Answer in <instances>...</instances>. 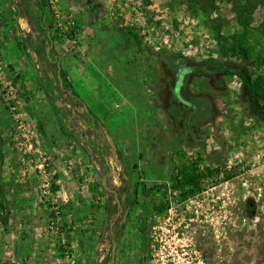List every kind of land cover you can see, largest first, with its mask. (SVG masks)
Listing matches in <instances>:
<instances>
[{"label":"rangeland","instance_id":"1","mask_svg":"<svg viewBox=\"0 0 264 264\" xmlns=\"http://www.w3.org/2000/svg\"><path fill=\"white\" fill-rule=\"evenodd\" d=\"M20 5V0H0V138L11 209L7 223L0 221V264L12 259L6 248L18 235L23 244L49 248L36 255L41 264H52L43 257L52 251L64 260L54 264H109L111 248L104 244L110 237L104 231L116 202L104 189V178L122 197L132 196L139 184L115 264H149V251L140 248L139 223L150 227L171 203L185 210L190 202L208 216L205 244L211 260L264 264V124L251 115L237 78H223L216 87L200 74L188 76L182 89L184 99L199 109L189 122L196 108L177 104L175 86L173 107L164 106L157 82L160 61L154 55L161 54L177 81L174 56L194 64L244 65L220 51L243 37L251 56L245 68L264 73V0H47L50 54L56 60L44 67L47 41ZM245 7L243 27L239 12ZM220 36L229 42L220 45ZM59 63L84 103L64 90L57 102L62 112L51 107L43 90L45 75H58ZM169 113L182 124L178 130ZM97 150L108 159L107 168ZM199 158L201 171L221 173H208L201 191L182 198L172 181L184 164ZM240 163L249 170L228 179L226 171ZM41 166L52 185L47 193ZM68 181L85 187L72 207L65 201L69 187L62 189ZM54 201L62 212L55 226ZM163 204L167 208L159 212ZM33 224L41 226V236L31 238Z\"/></svg>","mask_w":264,"mask_h":264},{"label":"trees","instance_id":"2","mask_svg":"<svg viewBox=\"0 0 264 264\" xmlns=\"http://www.w3.org/2000/svg\"><path fill=\"white\" fill-rule=\"evenodd\" d=\"M21 5L18 6L19 9H25V14L35 30L40 34L41 37H44L47 42H50V45L52 44V38L48 36L49 28L46 26V8H47V0H20ZM38 8V10H37ZM248 12V7L243 8L242 11H240L239 15V22L241 25L248 24L247 21L242 17L243 13ZM21 14L20 12H17V16L19 17ZM247 27V26H245ZM129 35L133 37L136 40V43L141 42V38L138 33L136 32H130ZM221 43L225 42L228 43L229 39L223 38L220 36L218 38V42ZM26 45V44H25ZM47 45V44H46ZM27 47V46H26ZM33 51H36V48H32ZM220 51L223 57H229L230 55L239 57V59L242 61V63L245 65L246 62H251V56L249 55V50L246 48L244 43V38L240 37L239 39L235 40V43L230 45L227 44L226 46H220ZM155 58L160 61V71L158 70L157 75V82L161 86V90L164 91V106L166 107H173V104H171V89L173 86H176L177 81H175L173 78H175L174 72H171V69L169 68L168 63L164 58H162L161 54H154ZM231 57V56H230ZM176 60L183 59L181 55L174 56ZM52 59V60H51ZM56 58L53 57L52 54H50V57L47 55V50L45 49L41 53V62L43 63V67L45 64H49L51 62H55ZM244 65H230L227 63H224L221 61L218 64H200L199 70L196 72V74L205 75L207 78L212 82V84L216 87L222 86L221 79L225 78H237L240 81L241 89H242V95L248 100L249 106H250V112L251 115L254 117V119L264 124V73H258L253 70L245 68ZM61 74V81L58 77V75H54L53 77L45 75V78L47 79L45 83H43V90L44 93L54 110L62 112L60 108L57 106V102L59 100L58 93L63 92L64 90L66 92L71 93V98L75 99L82 103L80 97L77 95L76 92L72 90V86L70 82H68L67 75L60 70ZM51 77V78H50ZM164 77V78H163ZM57 84H56V83ZM178 100V105L189 109L188 106H185L180 100ZM84 104V103H82ZM200 108V107H199ZM171 111V110H170ZM193 111V110H192ZM195 115L198 114V111L194 112ZM171 114V121L174 122V125L178 128L181 127V123H176L175 114ZM193 114V112H192ZM190 119V118H189ZM191 123L193 120H189ZM188 122V121H187ZM185 123V126H182V133L186 131L188 127V123ZM190 123V124H191ZM181 124V125H180ZM61 133L65 134L68 138L73 137L71 134L67 133L64 129V127H61ZM94 146V145H93ZM109 149V147L107 148ZM97 154L104 160V166L105 168L108 167V164L106 163V157L102 154L101 151L97 150ZM202 161V159H198L195 162H188L184 164L182 169L179 172L178 177H176L172 182L173 187L181 190L182 192V198H187L191 194H194L196 191H201L204 186V179L207 177V174L213 175L214 173H217L218 175L221 173L220 169L212 170L210 168L204 169V171H201L199 168V164ZM5 152H4V142L2 141V138H0V221L7 223L9 220L11 209L8 202L7 192L5 188ZM249 170L247 166H245L244 163L237 164L230 168L229 171H226V177L228 179H232L238 175H241L243 173H246ZM167 208L166 204H163L160 208H158V211H164Z\"/></svg>","mask_w":264,"mask_h":264},{"label":"built area","instance_id":"3","mask_svg":"<svg viewBox=\"0 0 264 264\" xmlns=\"http://www.w3.org/2000/svg\"><path fill=\"white\" fill-rule=\"evenodd\" d=\"M21 128V127H19ZM30 149L34 146L30 145ZM39 172L46 178L45 193L51 188L48 172L41 166ZM52 180V179H51ZM192 202L185 210L180 205L170 208L150 227L149 257L151 264H221L222 260H211L206 252L205 242L210 236L206 213L200 212ZM202 207V206H201ZM55 226L61 221L62 212L57 201L52 203Z\"/></svg>","mask_w":264,"mask_h":264},{"label":"flooded vegetation","instance_id":"4","mask_svg":"<svg viewBox=\"0 0 264 264\" xmlns=\"http://www.w3.org/2000/svg\"><path fill=\"white\" fill-rule=\"evenodd\" d=\"M50 46H51L50 42H47V49ZM180 60H182V59H178V62H177V65L179 67L177 77L182 70V66H180V64H179ZM183 62H184V60H183ZM200 64H203V63L194 64V63L188 62V61L184 62V65H185L186 69L188 70V72L185 76V80L188 76L196 74V72L199 70V69L196 70V67L200 68ZM185 80H184V82H185ZM176 86H177V84H176ZM176 86H175V90H176ZM175 95H176V92H175ZM181 95H182V90H181ZM176 97H177V95H176ZM187 102L189 103V105H187L188 107H192L193 109L196 108L195 104H192V102H189V101H187ZM198 110L199 109L196 108V109H194V112H196ZM194 112H193V114H194ZM198 113H199V111H198ZM193 114L189 116V118H190L189 120L192 119ZM182 134H181V136H182ZM107 150H109V149H107ZM101 160L103 161V166H104L105 165L104 160L102 158H101ZM105 160H108V159L106 158ZM106 163H107V161H106ZM138 186H139V184H138ZM138 186H136V188L133 190V195L132 196L130 195V197L129 196L128 197L119 196V194H117V192H116V194H111L114 197V200L116 202V208H115L116 213H115V216L112 217V219H110L108 221L106 229L104 231V233H105L104 236L106 237V234H108L110 237L109 241L106 242V244H104L105 249H108L109 247L111 248L110 249V261H111V251H112L113 245L117 244V246H118L117 253H118V249H119L120 244H121V239H123V237H122L123 235L121 234V232H123L125 227H127V225H128L127 223L129 222L130 214H131V212H132L133 208L135 207L136 202L138 200V192H139ZM149 193H150V190H148L144 194L145 198H147ZM116 196H117L118 200L115 198ZM126 214H127V217L124 221ZM150 227H151V225H150ZM150 227H148V225L146 224V221H144V222L141 221L139 223L140 248H141L142 252H145V253L147 251H149ZM102 232H103V230H102ZM105 237H103V238H105ZM102 246H103V243L100 244L98 249H100ZM116 261H117V254H116ZM116 261H115V263H116ZM109 264H110V262H109ZM149 264H151L150 257H149Z\"/></svg>","mask_w":264,"mask_h":264},{"label":"crops","instance_id":"5","mask_svg":"<svg viewBox=\"0 0 264 264\" xmlns=\"http://www.w3.org/2000/svg\"><path fill=\"white\" fill-rule=\"evenodd\" d=\"M47 76H48V74H47ZM75 182H70V181L65 182L63 184V187H62L63 190H65L64 187H67V186L69 187L70 193L66 195L67 196L66 198L68 200H65V201L70 203L71 207H72V204L77 203V201L79 200V198H78L79 196L77 193H80L82 195L85 193V191H83L85 188L84 184L83 183L80 184V181H77L76 183ZM72 190H73V194H71ZM76 197L78 198V200ZM80 200H81V198H80ZM29 216L32 217V219H34V220L37 218V216L34 213L33 214L31 213V215H29ZM23 226L26 227V225H23ZM20 231L18 232L19 234L21 233ZM29 232L31 234V238H32V236H36V235L41 236V232H42L41 226H36L33 224V226H31V227L29 226ZM19 236L20 235L15 236L14 240H12V243H11L12 245L10 244V242H8V246L6 248L7 249L6 253L8 254L11 250V253L13 256H12V259L8 263H5V264H25V262H23L22 260L23 259L25 260L26 258L29 259L28 260L29 262H27L28 264H41L40 261H38V262L35 261L37 258L36 255L38 254V252L41 253L42 250L45 251L49 248L44 249V247L42 245H38V244L34 245L35 243L34 244H32V243L23 244L22 243L23 241L21 240V238ZM47 236L50 237V236H52V234L47 233ZM37 241H39V240H37ZM43 242H44V240H43ZM54 252L52 251V253L50 252L47 254H43L44 255L43 257L45 259H52V261H51L52 264L57 263V262H59V263L62 262L63 259L61 257H58L55 254H53ZM76 263H77L76 260H73L70 262V264H76ZM44 264H47V262Z\"/></svg>","mask_w":264,"mask_h":264},{"label":"water","instance_id":"6","mask_svg":"<svg viewBox=\"0 0 264 264\" xmlns=\"http://www.w3.org/2000/svg\"><path fill=\"white\" fill-rule=\"evenodd\" d=\"M51 49H52L51 46L47 49V55H48L49 57H50V54H49V53H50ZM179 64H180V66H182V70H181V72H180L179 75H178V81H177V86H176V90H175V92H176V95H177L178 99L180 100V102H182V103L185 104V105H189V103H188V102L184 99V97L181 95V90H182V88H183V86H184V80H185V76H186L188 70L186 69L183 60H180V61H179ZM58 67H59L58 77H59V79H60V81H61V74H60L61 65H60V63H59V66H58ZM197 69H199V67H196V70H197ZM62 84H63V83H62V81H61V85H62ZM85 109L88 110L87 107H85ZM38 129H39L40 133L42 134V136L45 137V134H44V132H43V129H42L41 125H39V124H38ZM106 161H107V163H108V160H106ZM103 187H104V189H105L106 191H108L110 194H116L115 191H113V190H109V189H108V187H107V180H106L105 178L103 179ZM115 198L117 199V196H116ZM117 200H118V199H117ZM126 217H127V214L125 215L124 221H125ZM117 248H118L117 244H114V245H113V248H112V251H111V261H110V264H115V261H116V254H117Z\"/></svg>","mask_w":264,"mask_h":264}]
</instances>
